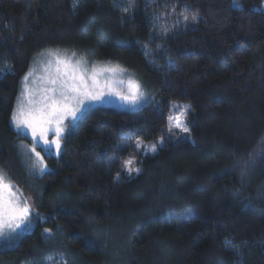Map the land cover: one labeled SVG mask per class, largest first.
<instances>
[{
  "label": "trees",
  "instance_id": "obj_1",
  "mask_svg": "<svg viewBox=\"0 0 264 264\" xmlns=\"http://www.w3.org/2000/svg\"><path fill=\"white\" fill-rule=\"evenodd\" d=\"M263 4L0 0L3 160L17 162L11 117L44 49L117 62L154 92L138 111L87 110L43 182L20 174L42 217L0 264H264ZM170 101L190 103L191 139L125 175L135 140L165 133Z\"/></svg>",
  "mask_w": 264,
  "mask_h": 264
},
{
  "label": "snow or ice",
  "instance_id": "obj_2",
  "mask_svg": "<svg viewBox=\"0 0 264 264\" xmlns=\"http://www.w3.org/2000/svg\"><path fill=\"white\" fill-rule=\"evenodd\" d=\"M127 11V9H124ZM75 53L71 56H64L58 52L49 50L48 59L44 63V70L47 75L44 83L47 85L39 94L29 87V78L33 76L35 69L30 70L23 77V88L17 98V106L12 115V123L18 130H28L34 141L39 138L41 142L51 149L53 146L57 154L61 148V138L65 132V121L71 119L75 121L78 113L87 104L104 100L106 95H121V98L129 103L135 104L143 98L144 93L138 82L129 80V93L123 95L116 92L111 84L114 81L102 80L104 73H116L123 71L118 68H96L88 69L87 62L82 59H74ZM124 83V81H119ZM173 107H176L173 105ZM189 105L180 106V112L174 118L169 116L171 121L175 119V127L181 132L188 133L190 130L184 125L181 118H186ZM55 132V140L49 141L47 135L50 131ZM171 131V129H169ZM161 142H163L161 140ZM138 147L141 146L139 143ZM151 152L156 151V146L151 145ZM32 151L41 160L39 153ZM132 161H128L125 170L129 175L133 172L139 173V168L131 166ZM46 167V166H45ZM31 206L24 201L21 203L20 195L14 190L13 184L6 179L5 173L0 171V235L4 234L5 228L15 230L29 220ZM50 231V230H48Z\"/></svg>",
  "mask_w": 264,
  "mask_h": 264
},
{
  "label": "rangeland",
  "instance_id": "obj_3",
  "mask_svg": "<svg viewBox=\"0 0 264 264\" xmlns=\"http://www.w3.org/2000/svg\"><path fill=\"white\" fill-rule=\"evenodd\" d=\"M264 7V4H263ZM49 50L58 52L60 55L64 56H71L72 53H75L73 51L60 48V47H52V48H47L42 50L34 59L33 64L27 71V73L32 70L33 68L35 69V72L32 77L29 78L28 84L29 87L35 89L37 93L39 94L40 90H42L44 87L47 85L44 83V77L47 75V73L44 70V63H46L48 57V52ZM74 59H82L87 62V67L91 71L93 67L96 68H103V67H109V68H118L122 69L123 71H118L116 73H104L103 76L101 77L102 80L108 79L110 81H114L111 84V87L116 90V92L121 93L123 95H127L130 91L128 81L132 80L135 82H138L141 86V91L144 93V96L142 99L139 100V102L132 104L129 103L128 101L124 100L121 98V95H116V94H110L106 95L104 100L102 101H96L91 104H87L84 109L80 113H78V118L73 121L71 119H68L65 121V125L67 126L65 129V132L61 138V148L59 151V154L56 153L54 146L49 149L48 147H45L43 142L37 138L36 141L33 140L30 132L28 130H18L12 123V117H11V124L13 129L18 133V135L24 137L20 140L16 141V152H15V157H16V164L12 165L10 162L7 160H3V158H0V171L5 173L6 179L10 181L13 186L14 190L17 191V194L20 195L21 203L24 201H27V203L31 206V214L29 217V220L22 224L19 228H16L15 230H10L8 228H5L4 234L0 235V250H5L8 248H12V246L15 245L17 240H19L22 236H24L26 233H30L33 231L35 228V225L37 224V219L34 217L33 214H37L39 218L42 216L39 215L36 211V202H35V195H33L32 192L29 193L28 188L32 189L33 183H38L39 181L43 182L45 174L49 172V164L46 160L47 157L49 156H56L57 158L59 157L60 153L62 152L65 142L67 140V135L70 132V130L76 125L78 119H80L87 110L97 107V106H105V107H112L115 109L119 110H128V111H138L142 109L145 106H148L153 103L154 101V92L151 88L147 87L144 85L138 77L135 75V73L127 68H125L123 65L110 61V60H100V59H93V58H88L86 56H83L81 54L75 53ZM26 73V74H27ZM25 74V75H26ZM24 75V76H25ZM23 76V77H24ZM119 81H124V83H119ZM23 88V78L21 79L20 82V90L18 97L21 94ZM17 97V98H18ZM175 105L176 107H173ZM182 105H189L190 108L188 109L187 117L186 118H181L182 122L186 127L189 128L187 119L189 116V113L191 111V105L189 102L186 101H170L169 102V108H168V117H176L178 113L180 112V106ZM17 106V101L16 105L14 107V110ZM13 110V112H14ZM13 115V114H12ZM175 119L169 120L168 119V124L165 129V133L157 138L154 141H147L144 139H137L134 142V150L129 153V155L125 158H121V170L122 172L129 176H135L137 173L133 172L131 175L127 173L125 170V165L127 164L128 161H132V167L134 168H139L140 169V161L148 156V155H154L158 149L163 147L166 142H174V141H180V140H185V139H191L190 131L188 133H183L180 131L179 128L175 127ZM171 129V131H169ZM55 132L50 131L47 135V139L49 141L55 140ZM161 140L163 142H161ZM138 143L141 146H137ZM155 145L156 146V151L151 152L150 146ZM33 146H35V152L40 154V157H42V162L41 160L36 156V154L32 151ZM46 166V167H45ZM20 168V169H19ZM18 169L21 173L18 172ZM25 174L28 179V182L31 183V187L27 185L25 180H21V175ZM21 174V175H20ZM19 176V178H18ZM19 179V180H18ZM23 182V183H20ZM35 188V186H33ZM39 191H41V187H37L36 193L38 194Z\"/></svg>",
  "mask_w": 264,
  "mask_h": 264
}]
</instances>
